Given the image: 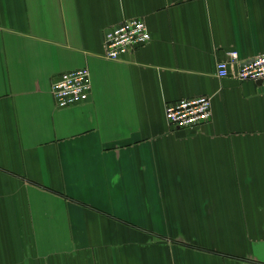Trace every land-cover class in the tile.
<instances>
[{"label":"crops","instance_id":"crops-1","mask_svg":"<svg viewBox=\"0 0 264 264\" xmlns=\"http://www.w3.org/2000/svg\"><path fill=\"white\" fill-rule=\"evenodd\" d=\"M152 41L113 62L106 31ZM264 0H0V264H264ZM88 69L89 103L54 79ZM206 96L174 131L166 105Z\"/></svg>","mask_w":264,"mask_h":264},{"label":"built area","instance_id":"built-area-1","mask_svg":"<svg viewBox=\"0 0 264 264\" xmlns=\"http://www.w3.org/2000/svg\"><path fill=\"white\" fill-rule=\"evenodd\" d=\"M151 41L152 35L144 21H125L106 31L104 55L109 61H121ZM216 70L220 79L233 77L240 83L264 85V55L242 61L237 51H229L227 59L217 63ZM51 90L59 110L85 105L89 103L92 91L90 71L82 69L64 73L54 79ZM165 115L169 127L174 131L201 130L212 120V100L206 96L182 99L166 105Z\"/></svg>","mask_w":264,"mask_h":264},{"label":"water","instance_id":"water-1","mask_svg":"<svg viewBox=\"0 0 264 264\" xmlns=\"http://www.w3.org/2000/svg\"><path fill=\"white\" fill-rule=\"evenodd\" d=\"M261 84V83H260Z\"/></svg>","mask_w":264,"mask_h":264}]
</instances>
